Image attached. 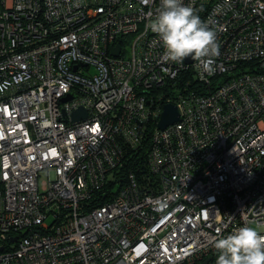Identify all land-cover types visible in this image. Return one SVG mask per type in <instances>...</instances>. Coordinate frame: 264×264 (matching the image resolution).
I'll return each mask as SVG.
<instances>
[{
	"label": "built area",
	"instance_id": "2783aa9c",
	"mask_svg": "<svg viewBox=\"0 0 264 264\" xmlns=\"http://www.w3.org/2000/svg\"><path fill=\"white\" fill-rule=\"evenodd\" d=\"M182 2L210 67L165 58L161 0H0V264H216L218 233L264 235V0Z\"/></svg>",
	"mask_w": 264,
	"mask_h": 264
},
{
	"label": "clouds",
	"instance_id": "9594fccd",
	"mask_svg": "<svg viewBox=\"0 0 264 264\" xmlns=\"http://www.w3.org/2000/svg\"><path fill=\"white\" fill-rule=\"evenodd\" d=\"M147 28L159 38L165 58L184 63L197 59L210 67L218 55L216 34L182 0H161ZM217 252L216 264H264V235L252 226H242L227 235L217 234L212 241Z\"/></svg>",
	"mask_w": 264,
	"mask_h": 264
},
{
	"label": "water",
	"instance_id": "95a60500",
	"mask_svg": "<svg viewBox=\"0 0 264 264\" xmlns=\"http://www.w3.org/2000/svg\"><path fill=\"white\" fill-rule=\"evenodd\" d=\"M118 49H119V45H116V47L112 49L113 55L118 54ZM193 59L186 58L185 63L190 64L193 61ZM70 99H71V96H67L63 99V101L70 100ZM179 115H180V111L176 105H173L171 103L165 104L163 106V110H162V113H161V116L158 122V128L163 130L167 126L173 124L174 122H177L179 119ZM71 117H72V120L74 121L79 120V119H84L86 118V112L84 109L79 107L72 112ZM209 259L210 257H208L206 260H204L200 264H207Z\"/></svg>",
	"mask_w": 264,
	"mask_h": 264
},
{
	"label": "trees",
	"instance_id": "16d2710c",
	"mask_svg": "<svg viewBox=\"0 0 264 264\" xmlns=\"http://www.w3.org/2000/svg\"><path fill=\"white\" fill-rule=\"evenodd\" d=\"M248 64V63H247ZM246 64V65H247ZM253 65H256V64H253ZM245 66V65H244ZM177 81V86L179 87H182L183 85H185L186 82H189L190 83V86L192 87H195V83H193L192 81V75L190 73V71H183L180 75H179V79L176 80ZM175 81V82H176ZM181 81V82H180ZM169 90H166V92H168ZM150 146V142L148 141L147 143L144 144L143 147H140V155L142 154V156L145 158L146 157V152H147V149L149 148ZM136 164H133V166H135ZM133 166L131 165L130 168L133 169Z\"/></svg>",
	"mask_w": 264,
	"mask_h": 264
},
{
	"label": "rangeland",
	"instance_id": "374dc122",
	"mask_svg": "<svg viewBox=\"0 0 264 264\" xmlns=\"http://www.w3.org/2000/svg\"><path fill=\"white\" fill-rule=\"evenodd\" d=\"M252 227H254L255 229H257L255 225H252Z\"/></svg>",
	"mask_w": 264,
	"mask_h": 264
}]
</instances>
